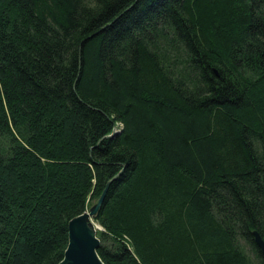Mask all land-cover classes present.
I'll return each instance as SVG.
<instances>
[{
	"label": "trees",
	"instance_id": "16d2710c",
	"mask_svg": "<svg viewBox=\"0 0 264 264\" xmlns=\"http://www.w3.org/2000/svg\"><path fill=\"white\" fill-rule=\"evenodd\" d=\"M108 182L105 264L264 263V0H0V264Z\"/></svg>",
	"mask_w": 264,
	"mask_h": 264
},
{
	"label": "water",
	"instance_id": "95a60500",
	"mask_svg": "<svg viewBox=\"0 0 264 264\" xmlns=\"http://www.w3.org/2000/svg\"><path fill=\"white\" fill-rule=\"evenodd\" d=\"M120 131L116 124L108 137H113ZM109 185L110 182H108L98 202L91 210H86L68 222V245L64 258L57 264H105L98 253L101 240L97 237V230L93 227L91 221L94 220L95 215L99 211ZM98 229L102 230V227H98ZM253 235L257 246L264 255V238L257 229L253 231Z\"/></svg>",
	"mask_w": 264,
	"mask_h": 264
},
{
	"label": "rangeland",
	"instance_id": "374dc122",
	"mask_svg": "<svg viewBox=\"0 0 264 264\" xmlns=\"http://www.w3.org/2000/svg\"><path fill=\"white\" fill-rule=\"evenodd\" d=\"M118 126H119V124H118ZM91 208H88L87 211L91 210ZM91 223H92L93 227H95V229L97 230L96 234L98 237V230H101V229H98V227L101 228V226L95 220L91 221ZM240 245H241L242 250L244 251V253L248 257L250 264H264L262 259L259 258L258 253L255 252V250H253L252 245L245 238L240 239Z\"/></svg>",
	"mask_w": 264,
	"mask_h": 264
},
{
	"label": "bare ground",
	"instance_id": "6f19581e",
	"mask_svg": "<svg viewBox=\"0 0 264 264\" xmlns=\"http://www.w3.org/2000/svg\"><path fill=\"white\" fill-rule=\"evenodd\" d=\"M262 252V251H261ZM263 254V253H262Z\"/></svg>",
	"mask_w": 264,
	"mask_h": 264
}]
</instances>
